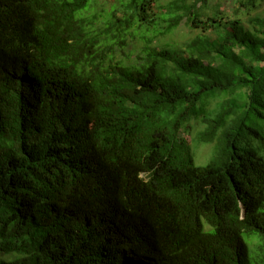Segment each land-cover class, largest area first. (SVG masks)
<instances>
[{
    "label": "trees",
    "instance_id": "trees-1",
    "mask_svg": "<svg viewBox=\"0 0 264 264\" xmlns=\"http://www.w3.org/2000/svg\"><path fill=\"white\" fill-rule=\"evenodd\" d=\"M95 2L0 0V264H264V0Z\"/></svg>",
    "mask_w": 264,
    "mask_h": 264
},
{
    "label": "rangeland",
    "instance_id": "rangeland-1",
    "mask_svg": "<svg viewBox=\"0 0 264 264\" xmlns=\"http://www.w3.org/2000/svg\"><path fill=\"white\" fill-rule=\"evenodd\" d=\"M117 1L118 0H96L95 5H94V9H91L90 11H87L84 13L85 18L87 20H89L90 18L91 19L95 18L96 20H93V21H95L94 28L97 31H100V29H102V28L104 30V19L108 15V13H110V10H111L110 8L116 7V9H117L120 7V4L117 3ZM155 1H156V3L152 4V6H154V9L152 10V12L156 16L162 17L163 14L166 13L167 9L166 8L164 9V7L166 6V2H168V0H155ZM215 1H217V3L220 4V6H221L220 11H224L225 13H228V14H230L232 8H235V6H236V0H213L212 3H214ZM263 8H264V6H263ZM206 13H210V11H205V14ZM254 13L255 12H251L250 16L254 15ZM117 16L120 17L121 15L117 14ZM242 18H244V21L247 19L246 16H243ZM184 21L185 20H183L181 22V24L178 28L173 30L172 34H170L168 36L167 35L166 36H160L159 39L154 38L150 47L158 49L159 48L158 46H162L166 43H169L171 46L177 47V49H178L181 47L182 44L190 41L196 35L200 34L197 31H192L187 26H185ZM92 26H93V24H92ZM136 27H137V25H134L133 28L129 29V33H127V35L129 34L132 36H129V40L127 41V45L124 47L125 53H127V49L131 50L134 48V54L132 57H134L135 59L137 58V56H140V53H138V51L142 47H144L145 43H146V42H142V40L140 38L138 39V35L133 36V34L136 33L135 29H134ZM140 31H138V32H140ZM138 32H137V34H138ZM116 33H118L116 35H120L121 30H118ZM121 43L122 42H119V41H113V42H110L108 47L113 48V49L114 48L117 49ZM117 56L125 59V61H126L127 55L124 54L123 52L118 51ZM200 128L201 127L199 126L198 129H200ZM185 139H186V141H188L190 143L191 136L189 137V135H187V136H185ZM212 149H213L212 144H209L206 146L196 147V151L194 153L195 164L197 166L206 165L209 162V160L211 159L210 156L212 154Z\"/></svg>",
    "mask_w": 264,
    "mask_h": 264
}]
</instances>
